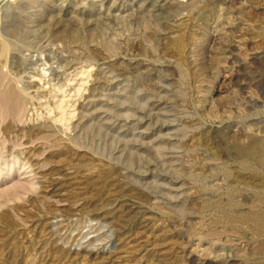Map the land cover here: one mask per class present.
I'll return each instance as SVG.
<instances>
[{
	"label": "rangeland",
	"instance_id": "1",
	"mask_svg": "<svg viewBox=\"0 0 264 264\" xmlns=\"http://www.w3.org/2000/svg\"><path fill=\"white\" fill-rule=\"evenodd\" d=\"M154 1L0 0V264H264V0Z\"/></svg>",
	"mask_w": 264,
	"mask_h": 264
},
{
	"label": "bare ground",
	"instance_id": "2",
	"mask_svg": "<svg viewBox=\"0 0 264 264\" xmlns=\"http://www.w3.org/2000/svg\"><path fill=\"white\" fill-rule=\"evenodd\" d=\"M166 1L167 0H156V1H154V3L152 2L153 7L158 8L155 11L161 10V8H163V6L166 4ZM11 89L7 88L6 90H3L2 92H0V107H4L6 109V108H11L12 106H13L12 108H14L15 106L18 107V105H20L19 103H21L20 102L21 98H20L19 94L16 91H13V89L12 90ZM258 216H259L258 220L261 219L262 221H264V213L261 216H260V214H258L257 217ZM261 222H260V224H261Z\"/></svg>",
	"mask_w": 264,
	"mask_h": 264
}]
</instances>
